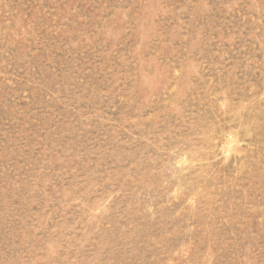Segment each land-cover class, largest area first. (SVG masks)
Wrapping results in <instances>:
<instances>
[{"label":"rangeland","instance_id":"1","mask_svg":"<svg viewBox=\"0 0 264 264\" xmlns=\"http://www.w3.org/2000/svg\"><path fill=\"white\" fill-rule=\"evenodd\" d=\"M0 264H264V0H0Z\"/></svg>","mask_w":264,"mask_h":264}]
</instances>
